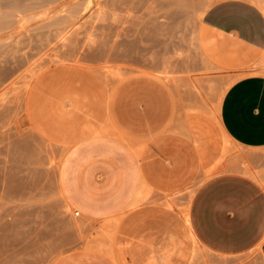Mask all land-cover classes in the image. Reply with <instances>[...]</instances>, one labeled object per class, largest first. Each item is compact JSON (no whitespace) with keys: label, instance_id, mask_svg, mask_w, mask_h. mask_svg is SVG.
<instances>
[{"label":"rangeland","instance_id":"rangeland-1","mask_svg":"<svg viewBox=\"0 0 264 264\" xmlns=\"http://www.w3.org/2000/svg\"><path fill=\"white\" fill-rule=\"evenodd\" d=\"M217 1L0 0V264H50L83 229L57 174L87 128L159 168L133 210L187 219L199 185L223 173L264 189V147L237 144L219 117L234 80L264 74V51L206 26ZM187 264H264V239L234 255L194 243Z\"/></svg>","mask_w":264,"mask_h":264},{"label":"crops","instance_id":"crops-1","mask_svg":"<svg viewBox=\"0 0 264 264\" xmlns=\"http://www.w3.org/2000/svg\"><path fill=\"white\" fill-rule=\"evenodd\" d=\"M203 21L257 53L264 51V12L250 0H219ZM219 117L237 144L264 147V74L234 80L222 96ZM83 131L88 135L71 145L57 174L59 192L79 211L83 229L71 233V244L50 264H187L194 243L234 255L264 239V189L251 176L223 173L204 180L190 200L187 219L165 216L154 204L133 210L145 183L155 185L159 168L147 171L119 137Z\"/></svg>","mask_w":264,"mask_h":264},{"label":"built area","instance_id":"built-area-1","mask_svg":"<svg viewBox=\"0 0 264 264\" xmlns=\"http://www.w3.org/2000/svg\"><path fill=\"white\" fill-rule=\"evenodd\" d=\"M74 215H75V216H78V215H79V211H78V210H75V211H74Z\"/></svg>","mask_w":264,"mask_h":264},{"label":"bare ground","instance_id":"bare-ground-1","mask_svg":"<svg viewBox=\"0 0 264 264\" xmlns=\"http://www.w3.org/2000/svg\"><path fill=\"white\" fill-rule=\"evenodd\" d=\"M57 60H60V58L57 59ZM72 60H73V59H72ZM89 65H90V64H89ZM156 70H157V69H156ZM156 70H155V71H156ZM172 86H173V85H172ZM222 128H223V127H222ZM200 131H201V130H200ZM202 131H203V130H202ZM202 131H201V132H202ZM225 134H227V133L225 132ZM226 136H227V135H226ZM228 137H229V136H228ZM220 149H221V148H220ZM205 163H206V161H205Z\"/></svg>","mask_w":264,"mask_h":264}]
</instances>
